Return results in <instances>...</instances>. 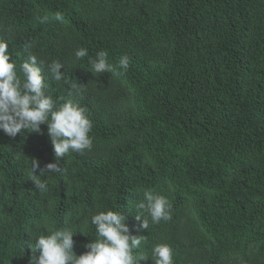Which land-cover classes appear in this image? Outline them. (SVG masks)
Masks as SVG:
<instances>
[{"label":"trees","instance_id":"1","mask_svg":"<svg viewBox=\"0 0 264 264\" xmlns=\"http://www.w3.org/2000/svg\"><path fill=\"white\" fill-rule=\"evenodd\" d=\"M0 37L17 67L26 46L64 63V81L42 70L48 91L87 106L93 122L92 151L41 175L43 195L29 170L32 159L36 175L56 162L47 125L0 131V264L38 256L30 244L45 223L76 230L73 251L84 254L91 215L107 210L147 237L138 256L168 243L175 264H264V0H0ZM80 47L89 54L76 60ZM100 50L114 72L91 71ZM144 190L168 197L170 221L138 230Z\"/></svg>","mask_w":264,"mask_h":264},{"label":"clouds","instance_id":"2","mask_svg":"<svg viewBox=\"0 0 264 264\" xmlns=\"http://www.w3.org/2000/svg\"><path fill=\"white\" fill-rule=\"evenodd\" d=\"M48 19L45 15L39 21L43 24ZM55 19L63 21L64 16L57 11ZM29 49L30 46H26L27 59L17 67L9 52L8 41L0 37V131L15 138L17 134L39 133L41 125H47L56 162L48 163L36 175L40 164L38 160L32 159L29 170V180L33 182L36 191L43 195L49 191L50 181L40 179L41 175L63 173L59 161L70 153L83 155L92 151L93 138L90 133L93 122L87 106L71 99L61 102L48 91L42 70H46L55 82L64 81L65 72L62 73L60 69L65 64L59 60L46 64ZM88 54L86 48L80 47L75 50L74 57L82 60ZM108 55L106 50H100L89 61L94 74L115 71L113 64L108 61ZM129 64L130 58L122 55L118 62L119 68L126 72ZM72 87L77 94L81 93L78 84ZM136 210L138 230H148L150 224L172 219V204L168 197L154 194L151 190L143 191V198L136 204ZM90 223L95 228L96 238L85 245L88 251L82 255L73 251L76 230L70 226L53 228L45 223L47 234L36 236L34 245L30 244L39 255H32L29 264H138L139 260L149 258L153 264H175V252L168 243L155 244L151 248L150 257L138 256L135 250L147 243V237L131 235L126 217L119 211H99L91 215Z\"/></svg>","mask_w":264,"mask_h":264}]
</instances>
